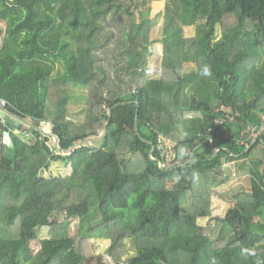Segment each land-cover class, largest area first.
<instances>
[{"label": "trees", "instance_id": "16d2710c", "mask_svg": "<svg viewBox=\"0 0 264 264\" xmlns=\"http://www.w3.org/2000/svg\"><path fill=\"white\" fill-rule=\"evenodd\" d=\"M157 1L0 0V97L37 123L10 146L0 119V264H94L93 240H108L117 264H264V155L248 160L250 188L225 193L213 229L199 223L223 169L264 143V0H166L162 75L146 78ZM74 87L87 89L82 120Z\"/></svg>", "mask_w": 264, "mask_h": 264}, {"label": "rangeland", "instance_id": "374dc122", "mask_svg": "<svg viewBox=\"0 0 264 264\" xmlns=\"http://www.w3.org/2000/svg\"><path fill=\"white\" fill-rule=\"evenodd\" d=\"M165 5H166V0L162 1H157L154 3L153 8L151 11H149L148 16L152 20V28L150 31V48L152 51V55L149 56L147 62L149 61V64L146 66V70L143 69V71H140L139 73H145L146 78H159L162 75V60L164 56V45H163V39H162V25L164 21V15L162 12L165 10ZM145 15V14H144ZM140 14L137 12L136 15V20L139 21ZM0 27L5 29L6 27V22H1ZM203 30V29H202ZM199 28L197 25H187L185 27V35L186 36H193L199 34ZM3 32V30H2ZM2 32L0 34L2 35ZM201 33V32H200ZM0 36V48L2 47L3 44V39ZM87 94V89L85 88H78L74 87L73 88V96L70 99V107L74 115L72 116V119H78L82 120L85 118V113L82 111L84 106L86 105L84 103V98L85 95ZM28 122L30 123V129L28 130L27 133L20 132L22 135L23 140L30 141L31 138H33L32 134L33 133V128H35V125L37 124L35 120L31 118H27ZM40 125V124H39ZM41 130H44L45 133L49 134L52 136V140L49 141V144L55 145L56 146V138L53 135V128L51 123L48 122H42L40 127ZM104 133L99 132L97 137L94 138H89L86 142L90 145L91 143L95 141H100V139L103 137ZM95 144H98L97 142ZM113 147V150L116 151L118 150L117 145H111ZM164 146V153L167 157V162L170 163L169 165H172L174 162L175 155H176V150H175V143L171 140H164L163 142ZM218 150V148H216ZM264 155V143H261L258 145L248 156L249 158L242 159V160H235L231 165L232 169L231 171L228 169H223V175L222 177L226 179V182L221 183L220 185H217L214 187L213 192H212V213L211 216L207 217H199V223L200 225L205 227L206 232H210L213 227L216 224V217L223 215L227 207L229 205V200L224 197L225 193H229V195L234 194L236 189L238 188H250V171H249V159L252 158H260ZM128 162H126L125 168L128 171H131V169L128 166ZM135 165H139V170L142 167L141 161H136L133 162ZM242 164H244L243 167H240ZM230 168V167H229ZM137 169V170H138ZM52 170L57 173V174H67L71 172L70 166L67 167L63 162H56L55 164L52 165ZM133 172V171H131ZM221 177V178H222ZM179 183L178 179H172L169 182L170 187H174ZM231 191L233 193H231ZM77 221H72L71 225L68 227L70 235H75L76 234V229H77ZM39 235L40 238L37 241L31 242L29 245V251L30 252H35V253H40L41 252V240L48 238L50 236V229L49 227H43L42 229L39 230ZM109 241L108 240H93L90 248L94 253V261L93 263L96 264L98 262V259L102 257L104 264H117L113 258L106 253V248L109 246Z\"/></svg>", "mask_w": 264, "mask_h": 264}, {"label": "built area", "instance_id": "2783aa9c", "mask_svg": "<svg viewBox=\"0 0 264 264\" xmlns=\"http://www.w3.org/2000/svg\"><path fill=\"white\" fill-rule=\"evenodd\" d=\"M8 104H9V102L6 99L0 97V112H8L6 110ZM218 111H220V108H218ZM228 117H230V114L229 113H227L225 117L224 116L217 117L215 119V122H216V124H222L225 121V119L228 118ZM0 118L3 121V119H5L6 117H5L4 114H0ZM14 119H15V123L16 124H18V123L25 124V120L22 119L21 117L17 116V115L14 116ZM254 130H255L254 127H250L249 126V127H247V130L246 131L250 132L251 135H252V133L254 132ZM28 132H27V134H28ZM238 142H240L241 144L242 143L244 144L245 143V139H239Z\"/></svg>", "mask_w": 264, "mask_h": 264}, {"label": "water", "instance_id": "95a60500", "mask_svg": "<svg viewBox=\"0 0 264 264\" xmlns=\"http://www.w3.org/2000/svg\"><path fill=\"white\" fill-rule=\"evenodd\" d=\"M0 114H4L5 117L7 118V120L4 122V124H5V131H4V138L5 139H4V142H6L10 146H13V141H12L11 136H10V128H11L12 125L16 124L15 123V119H14L15 114L10 113V112H0ZM110 116H111V113H110ZM55 138H56V146H57L58 149H60V147L58 145L59 139L57 138V136H55ZM70 151H71V149H67L66 150V152H70ZM161 166H162V163H161Z\"/></svg>", "mask_w": 264, "mask_h": 264}, {"label": "crops", "instance_id": "0c3cea01", "mask_svg": "<svg viewBox=\"0 0 264 264\" xmlns=\"http://www.w3.org/2000/svg\"><path fill=\"white\" fill-rule=\"evenodd\" d=\"M4 34H5V29H3L2 35L0 34V36H2L1 38H3ZM148 64H149V61L147 62V65ZM6 120H7V118L3 119V122H5ZM40 125H39V127H40ZM25 129H28V130L30 129V123L28 122L27 119L25 120V124L18 123V124L12 125L11 128H10V136L13 133V134L17 135L19 138L22 139V135L20 134V132L27 133ZM42 131L45 133L44 130H42ZM45 135H49V134L45 133Z\"/></svg>", "mask_w": 264, "mask_h": 264}, {"label": "clouds", "instance_id": "9594fccd", "mask_svg": "<svg viewBox=\"0 0 264 264\" xmlns=\"http://www.w3.org/2000/svg\"><path fill=\"white\" fill-rule=\"evenodd\" d=\"M55 136V135H54Z\"/></svg>", "mask_w": 264, "mask_h": 264}]
</instances>
